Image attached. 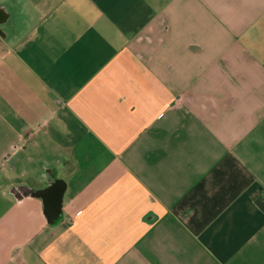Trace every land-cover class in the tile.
<instances>
[{
    "label": "crops",
    "instance_id": "obj_1",
    "mask_svg": "<svg viewBox=\"0 0 264 264\" xmlns=\"http://www.w3.org/2000/svg\"><path fill=\"white\" fill-rule=\"evenodd\" d=\"M0 264H264V0H0Z\"/></svg>",
    "mask_w": 264,
    "mask_h": 264
}]
</instances>
